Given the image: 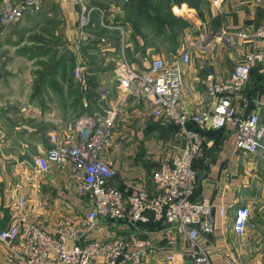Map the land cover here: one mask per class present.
<instances>
[{"label":"crops","instance_id":"crops-1","mask_svg":"<svg viewBox=\"0 0 264 264\" xmlns=\"http://www.w3.org/2000/svg\"><path fill=\"white\" fill-rule=\"evenodd\" d=\"M75 1H58L67 10L70 40H74L79 15ZM88 5L96 10L84 29L87 34L81 43L61 53L62 59L69 57L81 69L88 88L80 85L75 68L63 75L55 66L48 67L40 77L26 62L18 78L22 86L11 92L10 67L5 63L0 69V231L20 213L13 212L20 195L26 197L31 217L49 231L64 216L87 213L76 197L71 169L51 165L48 173L38 175L34 165V157L50 147V135L62 133L76 117L102 114L109 105L118 109L114 145L108 155L117 173L115 182L127 194L134 192L131 186L142 181V176L150 187L151 170L176 152L181 144L176 125L149 116L142 104L118 87L116 69L121 61L148 71L157 57L170 64L174 56L189 52L183 102L189 110H203L211 103L206 78L227 79L237 62L253 49L249 40L231 44L226 36L264 29V0H223L220 5L212 0H88ZM54 52L41 51L35 59L51 57ZM35 81L40 87L33 94ZM103 91H107L108 101ZM235 105L247 114L258 112L264 124V59L252 68L249 84ZM202 136L204 155L195 161V196L209 198L215 205L212 262L264 264V158L237 149L232 125L202 131ZM242 205L250 207L256 226L239 236L234 221ZM220 207H225V215L220 214ZM173 245L176 250L181 248L180 243ZM9 251L10 246L0 242V264H9ZM141 264L191 263L183 258L165 262L161 253L151 251Z\"/></svg>","mask_w":264,"mask_h":264},{"label":"built area","instance_id":"built-area-1","mask_svg":"<svg viewBox=\"0 0 264 264\" xmlns=\"http://www.w3.org/2000/svg\"><path fill=\"white\" fill-rule=\"evenodd\" d=\"M212 1L216 5L223 2ZM76 2L81 5L80 27L84 30L96 8L89 6L88 0ZM41 3L0 0V23L17 22L27 11L40 10ZM226 37L231 44L238 39L249 40L253 49L237 62L227 79L206 78L211 103L203 110H189L183 102L184 64L191 60L187 51L174 56L170 64L162 57L153 59L148 71L133 68L125 60L116 69L118 87L128 97L142 104L149 116L178 128L181 144L169 159H161L151 170L150 187L145 176L132 184L134 192L130 194L115 182L117 173L108 155L119 117L114 105L102 114L76 117L67 122L62 133L50 135V147L34 157L37 173H48L51 165L71 169L76 197L87 213L64 216L49 231L31 217L26 197L20 195L13 211L20 213L0 231V242L10 246L9 264H141L151 251L161 253L165 262L183 258L191 264H213L210 236L215 228V205L209 198L195 196V161L204 155L202 131L232 125L237 149L264 158V124L259 113L247 114L235 105L249 84L252 68L264 59V29L231 32ZM75 74L80 85L88 88L80 68ZM107 96L103 91L105 100ZM219 212L225 215V207ZM255 226L250 207H238L236 233L243 236ZM174 243H180L181 248L176 250Z\"/></svg>","mask_w":264,"mask_h":264},{"label":"rangeland","instance_id":"rangeland-1","mask_svg":"<svg viewBox=\"0 0 264 264\" xmlns=\"http://www.w3.org/2000/svg\"><path fill=\"white\" fill-rule=\"evenodd\" d=\"M58 1L43 0L40 10H29L24 17L14 23H0V69L5 63L10 67L11 92L16 88L19 90V87L22 86L21 83L18 84V78L26 62L33 67L34 75L37 74L40 77L45 75L48 67L55 66V70L57 68V71L63 75L69 74L70 70L75 68L72 59L70 60L69 57L66 60L62 59L61 53H64L67 47L81 43L84 35L87 34L80 27L81 5L75 1L79 15L78 20L75 21L77 25L74 28V40H70L71 35L69 36V32H67L65 15L67 10L61 8ZM21 44H25V46H20ZM3 46L6 47L2 49ZM50 49L55 51L51 57L35 59L41 51L49 52ZM24 51H26V58L23 57ZM32 87L33 94H35L40 85L35 81Z\"/></svg>","mask_w":264,"mask_h":264},{"label":"trees","instance_id":"trees-1","mask_svg":"<svg viewBox=\"0 0 264 264\" xmlns=\"http://www.w3.org/2000/svg\"><path fill=\"white\" fill-rule=\"evenodd\" d=\"M192 125V124H191ZM177 127V126H176Z\"/></svg>","mask_w":264,"mask_h":264}]
</instances>
